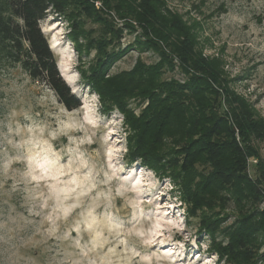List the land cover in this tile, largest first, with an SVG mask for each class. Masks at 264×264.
<instances>
[{
  "label": "clouds",
  "instance_id": "1",
  "mask_svg": "<svg viewBox=\"0 0 264 264\" xmlns=\"http://www.w3.org/2000/svg\"><path fill=\"white\" fill-rule=\"evenodd\" d=\"M87 2L90 18L58 0H0V264H264V228L249 241L232 239L244 217H264V134L254 144V133H241L232 103H248L250 119L264 123V0H162L158 14L179 18L193 56L216 69L215 79L173 47L185 35L146 33L118 0ZM129 2L142 11L143 0ZM32 3L40 11L29 16L23 6ZM101 19L121 36L113 39ZM101 35L110 41L103 51L89 46ZM148 40L172 62L161 69L167 82L207 81L213 110L234 130L232 175L254 186L248 199L226 177L212 204L197 207L185 193L183 157L169 165L167 153L184 142L165 137L159 164L146 160L128 111L95 87L101 60L135 52L106 72L111 81L143 62L137 45ZM150 103L144 98L131 116L142 119ZM191 167L204 176L216 170L210 160Z\"/></svg>",
  "mask_w": 264,
  "mask_h": 264
},
{
  "label": "trees",
  "instance_id": "2",
  "mask_svg": "<svg viewBox=\"0 0 264 264\" xmlns=\"http://www.w3.org/2000/svg\"><path fill=\"white\" fill-rule=\"evenodd\" d=\"M161 2L162 0H143L139 6L142 9L140 12L136 11L133 3H130L129 0H118L116 7L122 10L124 14L135 16L142 25H146V33L150 29L165 40H177L180 35H185L184 41L179 46L173 44V47L181 56L187 57L198 70L215 79L216 69L211 65L202 64L193 56L191 38L185 34V29L179 18H165L158 14ZM58 3L62 8L75 5L74 7L78 8L80 13L89 17L94 15L87 10L91 6L87 0H58ZM23 7L29 16L39 14L40 5L38 3L26 4ZM67 17L72 19L71 14ZM78 27L81 28V23ZM106 32H111L112 36L117 39L120 36V33L113 32L112 29ZM76 35L77 33H73V38ZM147 42L158 48L154 41L148 40ZM116 57L117 55L109 57L108 63ZM108 63L105 64L101 60L100 66L96 68L95 74L99 76V80L101 79L100 71ZM159 74L157 67H146L138 63L135 69L124 74L118 82L114 83L115 86L117 84L120 87L116 86L115 88L113 86L110 90L111 93L108 92L109 97L120 108L123 107L122 98L126 95L137 94L149 98L151 101L144 110L142 119L136 120L129 117L132 126L138 130L136 137L137 152L144 154L148 161H158V157L150 156L147 146L151 143L152 145L155 144L157 138L160 139L163 135L175 137L177 139L174 142H184L185 144L180 151L186 160L185 165L187 166L184 167V170H189L188 173L190 174L195 173L191 165L195 161L193 156L199 154L201 155L199 160H210L216 168L215 172L211 173L212 178L203 177L202 180L209 179L213 181L215 186L225 187V178L228 177L232 181V187L236 188L238 184H241L247 189V195L252 196L255 191L254 186L246 178L232 175V170L238 167L237 160L239 158V151L233 143L234 130L228 126L224 119L218 118L213 110L207 81L194 78L187 86H175L174 81L156 84L155 79ZM96 75L92 77L94 82L98 80ZM232 103L238 106L235 111L238 113V120L241 123V133L251 132L255 134V137L264 134V123L250 119L253 113L250 112V107L246 102L233 97ZM196 134H199L198 139H193L192 137ZM177 165L178 162L170 166ZM241 242H244L243 236L237 235L233 243ZM223 251H228V249Z\"/></svg>",
  "mask_w": 264,
  "mask_h": 264
},
{
  "label": "rangeland",
  "instance_id": "3",
  "mask_svg": "<svg viewBox=\"0 0 264 264\" xmlns=\"http://www.w3.org/2000/svg\"><path fill=\"white\" fill-rule=\"evenodd\" d=\"M74 6H71V7H74ZM81 7H83V6H81ZM76 9H78V8H76ZM87 10H89L88 12H91V14H95L92 6H90V9L87 8ZM71 16H72V18H76L75 13L71 14ZM66 18H69V17H66ZM100 23L105 24V32L112 29L111 25L108 24L107 22H105L104 20L101 19ZM84 26H85L84 23L81 22V28H83ZM129 27H131V26H129ZM120 36H121V34H120ZM112 38L117 39L116 37H113V36H112ZM109 42L110 41H108L104 37V35H101V37L98 41H90L89 46H92L94 44H98L101 51H103L105 44H107ZM137 47L139 48V54L143 58V62H140V64H143L144 66L153 65L152 67H157L158 72L160 74L155 79L156 84H159V83L161 84V83L167 82V72L161 71L162 67L167 68V67H170L172 64L171 60L168 59L167 55L160 52L159 48H155V47L151 46L148 42H138ZM130 55H135V52L132 49H129L128 51H126L124 53L118 54L116 59H114L112 62L108 63V65L106 67L102 68V70L100 71V77H101L100 80H99V76L95 74L96 69H94L93 76L94 75L98 76V77H96V78H98V80L95 81V87L98 90L102 91L112 102H113V99H111L109 97L110 95L108 94V92L111 93L110 90H112L113 86H115L114 83L118 82V80L124 74H126L128 72H122L119 76L114 77L111 81H106L104 79V75L106 74V72L108 70H110L112 65L117 62V60H120L123 56H130ZM157 55H159L161 57L160 63L154 64V60L156 59ZM146 67H148V66H146ZM167 83H169V82H167ZM116 86L120 87V85H117V84H116ZM116 86H115V88H116ZM144 98H146V97H143V96H140L137 94L123 96V98H122V106L123 107L121 108V110H127L129 113V117H132L131 116V110L135 109L136 107H139V105L142 103V100ZM113 103H115V102H113ZM257 103H259V102H257ZM249 107H251V106L249 105ZM165 137H169V136L163 135L160 137V139L157 138L156 143L153 145H152V143L151 144L148 143L149 146H147V149H149L148 153L150 154V156L158 157V161H155V160L150 161L149 160L150 162L155 163V164H159V161H160V159H162V156L157 155V153L160 151V149H162L165 146L164 145V138ZM253 143L254 144L256 143V137L255 136H253ZM181 150L176 151L173 149L169 153H167V155H169L171 157L169 160V165H171V164L173 165V163H176V162H178V165H179L180 164L179 158L183 157V164L181 166L182 171H183V175L181 176V178L183 179L184 184H185L186 196L189 199H191L197 207H199L205 203L211 205L213 200L217 197L219 190H221L224 187H220L219 185L215 186L213 181H211L209 179L208 180H205V179L202 180L203 177L212 178L211 174L204 176L202 173L195 172V170L193 168H192V170H193V172H195L193 174L188 173L189 170H184V167H186L187 165H185L186 160H185V157L183 156V153L180 152ZM200 157H201V155H199V154L193 156V158H195V161H201V160H199ZM188 165H190V163H188ZM172 168L175 169L176 166H173ZM196 176L200 177L198 181L195 179ZM232 188L234 189L235 194L238 195V198L240 200H246L250 197L246 193L247 189L244 186H242L241 184H238L236 186V188H234V187H232ZM257 221H259V222L257 223ZM247 223H249V224H247ZM208 227H209V231H213V230H215L216 225L215 224H209ZM261 228H264V217H257L256 215L246 216L241 220L240 227L235 232L232 233V239L235 242V238L237 237V235H239V236H243L244 241H249L251 236L253 235V233L256 232L258 229H261ZM242 255L247 260L248 258L251 257L252 253L251 252H245Z\"/></svg>",
  "mask_w": 264,
  "mask_h": 264
}]
</instances>
